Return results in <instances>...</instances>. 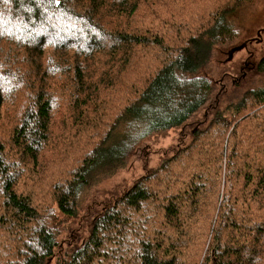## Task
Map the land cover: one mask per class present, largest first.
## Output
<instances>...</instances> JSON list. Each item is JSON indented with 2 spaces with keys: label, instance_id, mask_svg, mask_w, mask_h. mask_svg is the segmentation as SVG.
Listing matches in <instances>:
<instances>
[{
  "label": "trees",
  "instance_id": "1",
  "mask_svg": "<svg viewBox=\"0 0 264 264\" xmlns=\"http://www.w3.org/2000/svg\"><path fill=\"white\" fill-rule=\"evenodd\" d=\"M257 8L0 0V264H264V87L227 107L237 76L216 82ZM145 52L147 74L126 86ZM171 131L158 167L112 182Z\"/></svg>",
  "mask_w": 264,
  "mask_h": 264
},
{
  "label": "rangeland",
  "instance_id": "2",
  "mask_svg": "<svg viewBox=\"0 0 264 264\" xmlns=\"http://www.w3.org/2000/svg\"><path fill=\"white\" fill-rule=\"evenodd\" d=\"M256 4L258 6L257 10H255L252 14L242 18V24L246 27L245 33L233 42L229 50L241 46L249 39H257V33L261 30H264V0H256ZM238 13L241 14L242 10ZM2 36L4 38L0 37V48L2 49L3 47L8 50L10 44L7 38V34H4ZM263 38H259V40L262 39L264 42ZM143 56L145 57L144 60H141V58H136L133 61L132 67L127 70V73L125 75H123L122 82H124L126 86H128L129 84L136 83L138 80L142 79L147 74V62L152 59V54L145 52ZM227 58L228 57H226L225 52V55L221 57V62L224 64H222L223 72L216 82L219 83L221 81V78H224V74L227 73L231 76H237V78L234 80H231L229 78L225 79L227 82L228 89L225 94H221L219 99V102L221 101V105H223L226 100V106L228 107L232 102H236L242 95L241 86L250 87L248 90H251V88L264 87V74H261L262 72H259L258 68L259 62L264 59V45L259 46L257 44H253L249 46L247 44V47L245 49L234 55L233 60L231 62L226 61L228 60ZM220 73L221 72L216 73L215 76ZM242 74L243 76H246L244 79H242ZM229 75L227 76L230 77ZM220 88L221 86L218 85L216 92L219 91ZM121 91L125 93L124 88L121 89ZM113 105L117 106L116 104ZM200 118H202V114L200 115ZM177 140L178 133L176 131H171L167 134L166 138L160 140L156 139L154 142L151 143V145L143 143L140 147V150L136 152V155L133 156L129 161L128 168L120 172L118 176L116 175L115 179L112 182L122 181L125 183V188L128 189L134 181H137L142 176H147V168L155 169L156 167H158L164 156H166L168 153H170V151L175 148ZM253 152H256V150L253 149ZM255 154L258 156L260 162L264 163V156L261 153ZM252 161L254 162L253 159ZM183 176L185 177V179L183 180L182 185H180L181 182L179 183L180 187H183L184 181L189 177V174L185 173ZM111 183L107 185H102L100 187H109ZM49 200H47V202H49ZM81 205L83 206V198ZM72 224L73 228L78 229V225L76 223ZM65 226L66 228H68V224H66Z\"/></svg>",
  "mask_w": 264,
  "mask_h": 264
},
{
  "label": "water",
  "instance_id": "3",
  "mask_svg": "<svg viewBox=\"0 0 264 264\" xmlns=\"http://www.w3.org/2000/svg\"><path fill=\"white\" fill-rule=\"evenodd\" d=\"M247 47V44L246 43H244L243 45H241V46H239V47H235V48H233L230 52H229V54H228V62H231L232 60H233V57H234V55L236 54V53H238V52H241L243 49H245Z\"/></svg>",
  "mask_w": 264,
  "mask_h": 264
},
{
  "label": "flooded vegetation",
  "instance_id": "4",
  "mask_svg": "<svg viewBox=\"0 0 264 264\" xmlns=\"http://www.w3.org/2000/svg\"><path fill=\"white\" fill-rule=\"evenodd\" d=\"M246 66H247V64H246Z\"/></svg>",
  "mask_w": 264,
  "mask_h": 264
}]
</instances>
